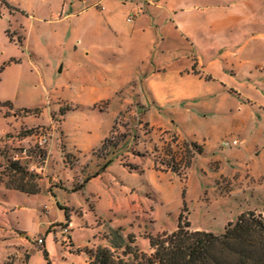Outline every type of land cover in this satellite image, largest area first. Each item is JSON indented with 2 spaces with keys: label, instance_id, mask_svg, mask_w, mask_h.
<instances>
[{
  "label": "rangeland",
  "instance_id": "374dc122",
  "mask_svg": "<svg viewBox=\"0 0 264 264\" xmlns=\"http://www.w3.org/2000/svg\"><path fill=\"white\" fill-rule=\"evenodd\" d=\"M53 1L61 0H0V101L8 100L13 106V110L0 107V185L10 178L6 166L12 160L40 173L44 182L54 170L61 182L51 186V192L44 184L36 194L0 192V205L10 208L4 215L0 212L12 228L10 240L18 237V231H29L25 236L31 244L30 263L44 262L35 243L40 234L45 235L46 246L56 248V242L61 241V228L67 224L66 207L68 215L74 214L75 224L95 226L97 238L92 245L106 242L102 236L111 220L113 225L122 226L124 233L139 226L136 242L147 250L143 237L173 230L180 212L182 220L192 227L214 233H221L242 211L264 214V69L257 68L264 63V53L250 56L256 70L250 75L234 70L233 58L220 46L212 58L225 64L231 76L222 80L216 74L215 79H206L203 73H191L188 59L180 66L160 68L155 55L169 62L171 53L181 49L174 42L162 51L141 41L144 52L138 54L127 48L97 47L88 53L83 44L76 43L78 37L84 38L81 30L85 24H55L42 13ZM190 3L204 4L201 0ZM32 16L40 21L34 22L30 32L27 20L32 21ZM153 69L157 70L155 75L144 80ZM76 103L89 108L71 111L62 118L59 109ZM121 107L124 110L118 116ZM59 118L66 132L87 135L92 146L83 152L85 155L106 137L117 145L109 149L112 163L103 174L107 187L94 181L85 185L94 193L91 201L87 202L80 185L86 173L98 171L101 164L83 173L77 167L76 174L67 160L61 165L59 156L52 153L45 175L39 171L45 159L39 154L46 151L52 131H58ZM38 129L48 137L43 148L35 146ZM227 139H236L238 144L223 146ZM23 148H28L27 156ZM126 150L132 155H147L154 169L122 168L117 160L122 157L129 163L123 154ZM62 155L75 159L71 152ZM111 176H117L119 183H113ZM122 185L127 187L129 198H145L106 202L105 197L124 193ZM96 204L100 218L86 208L96 209ZM50 219L55 221L49 225ZM71 236L80 243L87 238V231L75 226ZM3 257L0 244V264L13 263L11 257ZM27 261L24 250L20 262Z\"/></svg>",
  "mask_w": 264,
  "mask_h": 264
},
{
  "label": "crops",
  "instance_id": "0c3cea01",
  "mask_svg": "<svg viewBox=\"0 0 264 264\" xmlns=\"http://www.w3.org/2000/svg\"><path fill=\"white\" fill-rule=\"evenodd\" d=\"M191 1L192 0H150L149 2L143 0H69L67 2V0H61L51 2L47 9L43 8L42 13L47 16L46 18H48V21L55 24L64 25L69 22L71 24H85L81 30L84 33V38L83 36H81V38L78 37L76 43L77 45L83 44L88 53L92 47H97L103 50L112 49L117 51L127 48L131 53L138 54L139 51L144 52L140 45L141 41H146L147 45L151 46L153 50L159 48L160 51H162L165 46L174 42L181 49L176 51V54L171 53L169 62H166L162 56L155 55V60H160V68L173 65L180 66L184 59H188L191 73L196 75L203 73L206 79H215L214 74H216L215 76H218L216 78L222 80L224 77H231L227 73L229 68L221 63L219 59L212 58V54L218 52L220 46H225L224 54L233 58L231 67L234 70L240 73L248 72L250 75L252 71H256L254 67L255 63L250 59V56L264 53V0H201L204 2L202 6L191 4ZM101 6H103V8ZM139 8H141V11H139ZM68 9L72 11L67 12ZM132 13H135L133 20L127 21V16ZM59 15L62 16L59 17ZM32 18V21L27 20V26L30 32L34 22L40 21V17L32 16ZM84 39L86 41H84ZM94 43L96 44L94 45ZM144 63L145 61L141 59V64L143 65ZM257 68L259 70L264 69V63L260 66L257 65ZM156 72L157 70L155 69L151 70L149 74L144 77V80L153 77ZM82 108H89V106L81 103H76L74 105L68 104L63 109H59V114L63 118V116L69 114L71 111ZM123 110L124 109L121 107L118 111V116ZM39 114H41V112H39ZM142 114L147 122L146 112L143 111ZM115 116H117V114ZM25 123L28 125H36L38 122ZM57 126L59 128L58 131L56 134H54L55 131H52L53 137L48 143L46 151H42L43 153L40 155L41 157L45 156V159L43 165L39 167V171L45 175L52 153H56L59 156L61 165L62 162H66L67 160L68 166L73 168L76 174L78 172L77 167L81 169L83 173L86 172V170H94L101 164L98 171L94 170L91 175H89L90 173H86L87 175L80 185L83 194L87 197V202L91 201L90 198H95L94 193L87 190L85 185L94 181V183H99L107 187L103 179V174L108 172L109 165L112 163V159H109V149L112 145L115 147L117 145L111 139L110 142L104 143L105 139L108 138L106 137L97 147L92 149L90 154L88 153L85 155L83 152L92 146L87 143V135L66 132L61 127L60 118L57 121ZM5 131L8 130H4L3 132ZM27 137H23L22 140ZM62 152H71L75 154L74 161L72 158L69 159L67 156L62 155ZM123 154L129 158V163H125L122 157L117 161L124 169L128 168L131 171H139L143 168L148 170L154 169L147 155L141 156L139 152L137 155H132L129 150H126ZM93 159H95V161H93ZM30 168L32 169L33 165H31ZM62 168L66 167L63 165ZM52 171H48L49 174L46 182H44V177L41 176L39 179L40 189L42 186L41 184H44L45 189L51 192V186L61 183L56 173ZM79 177H81V174H78V178ZM110 179L115 184L119 183L117 176H111ZM109 184L112 185V183ZM122 188L124 193L118 195L116 198H109L107 196L105 197V201H116L119 203L120 201L145 198H140L138 195L129 198L127 193H125L127 187L122 185ZM4 190L15 191V189L0 185V192ZM129 195H131V192ZM66 208L68 209V207ZM86 208L93 212L95 216H100L98 215L100 210L98 204H96V209L95 207L90 209V205H88V207L86 206ZM86 208L83 207L82 209L85 213L86 211L84 210H86ZM9 210L10 208L0 205V212L2 215ZM43 210H46V206L43 207ZM54 221L55 219H50L47 223L50 225ZM75 221L74 214L70 212L66 219L69 225V245L57 241L56 248L50 246L48 243V246H46L45 235L40 234V236L44 238V244L39 248L41 251L43 249L46 250L49 264H68L69 262L83 264L87 259L82 249L86 246H93L91 243L97 238V236L94 235L95 226H90L89 224L84 225L78 222L75 224ZM108 221L111 226H119L113 225L111 220ZM75 226L81 230L87 231V238L85 241L78 243L71 236V230ZM139 228L140 227L137 226V230L129 232L137 233ZM190 228L196 229L192 227V225H190ZM11 229L7 221L0 217V244L3 246V259L11 257L13 259L12 264H22L20 262V257L22 251L26 250L29 261L31 244L25 236L29 231L26 233L18 231V237H14L13 241H11ZM144 240L146 241V239ZM46 262L47 261L44 259L43 264H46Z\"/></svg>",
  "mask_w": 264,
  "mask_h": 264
},
{
  "label": "trees",
  "instance_id": "16d2710c",
  "mask_svg": "<svg viewBox=\"0 0 264 264\" xmlns=\"http://www.w3.org/2000/svg\"><path fill=\"white\" fill-rule=\"evenodd\" d=\"M4 106L13 110L8 100L0 101V107ZM108 142L110 138L104 141ZM192 144L199 153L202 151L200 146ZM6 167L10 177L5 183L7 188L28 194L39 192L40 173L29 171L14 160ZM64 209L67 219V208ZM106 227L107 232L102 236L105 243L82 249L87 256L83 264H264V214L252 210L240 212L234 222L226 223L221 233L191 229L190 222L183 221L180 212L173 230L143 237L148 250L137 244L138 234L124 233L121 226ZM42 253L49 264L46 250Z\"/></svg>",
  "mask_w": 264,
  "mask_h": 264
},
{
  "label": "built area",
  "instance_id": "2783aa9c",
  "mask_svg": "<svg viewBox=\"0 0 264 264\" xmlns=\"http://www.w3.org/2000/svg\"><path fill=\"white\" fill-rule=\"evenodd\" d=\"M143 1H146V2H149L150 0H143ZM103 8V6H101ZM139 11H141V8H139ZM135 16V13H132L130 15L127 16V21H132L133 18ZM48 142V137H47V134L45 131H43L42 129H38V134H37V138L35 140V146L37 148H43L44 145ZM238 144V141L236 139H227V140H224L222 142V145L223 146H234V145H237ZM22 153L24 155H28L29 153V150L28 148H23L22 149ZM62 234H61V242L65 243V244H69L70 243V236H69V225L68 224H65L62 228ZM35 243L38 247H41L43 246L44 244V238L42 236L36 238L35 240ZM27 264H31L29 261H27Z\"/></svg>",
  "mask_w": 264,
  "mask_h": 264
}]
</instances>
